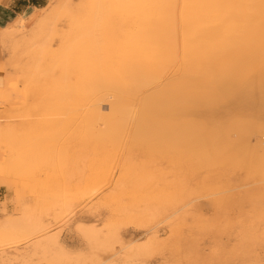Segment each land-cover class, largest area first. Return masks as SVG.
<instances>
[{"label": "rangeland", "instance_id": "rangeland-1", "mask_svg": "<svg viewBox=\"0 0 264 264\" xmlns=\"http://www.w3.org/2000/svg\"><path fill=\"white\" fill-rule=\"evenodd\" d=\"M54 1L50 0L47 7ZM152 1L157 6L162 3L161 0H158V3L155 2L156 0ZM88 2V0H72L70 8L72 7V11L80 12L76 15H84L89 9ZM170 2L173 3L171 7L174 9V18H176V21L173 18V22L176 28L180 26L181 30L184 24L180 17L185 8V2L184 0L174 2L170 0ZM166 3L160 6H167L168 3ZM134 4L133 0H104L107 12L112 13L108 14L107 22L111 21L110 23L117 29L114 38L117 43L123 40L120 42L122 44L118 43L121 45H119L120 48L124 42L130 44L139 36L142 38L140 35L142 28L139 27L141 20L133 13L132 5ZM111 5L119 8L109 10L108 6ZM134 16L136 18H133ZM207 16L210 20L215 17L214 14ZM70 19L72 20L71 14L65 13L58 22L65 26L66 33L69 30ZM31 27L29 25V29ZM188 27H186L189 30H187L188 34H194L196 29L200 28L198 22H192ZM138 33L137 38L134 35ZM51 39H53L52 50L56 52L62 44L60 37L51 34ZM38 52L35 50L33 56L37 57ZM51 52L47 51L42 55L44 57L38 61V64L44 67L42 69L44 71L47 69L50 73L53 71L55 80L60 82L59 78L63 79L65 73L58 58L52 56ZM186 57L187 59H184ZM7 58L8 54L5 52V60L9 62L6 65L5 61L3 68L17 78L14 87L17 88L19 84L25 92L26 101L15 105L11 99H7L5 89L0 88V100L6 102L10 114L9 117L4 118V124L11 121V124H19L16 127L21 129L27 127L39 129L34 130L36 133L32 132L31 137L34 140H30L29 143L39 139L42 143L53 145L54 149L49 147L48 150L57 152L65 149L62 151L68 156L66 159L69 164H66L65 155L62 153L65 164L61 158L60 161L63 164L57 160V163L52 164L53 166L50 165L54 167L53 169H47L41 165L26 171L21 169L12 171L14 169L11 166L9 168L6 161V141L0 139V236L3 235L2 233L9 235L17 229H22L28 219L30 222L27 223H34L35 220L41 219L45 225L51 227V232L57 230L56 232L59 233L61 230L59 243L62 248H65L62 251L66 254V258H60V261L56 262L57 260L51 259V256L44 257L40 252H35L32 245L24 244L31 235L25 234L24 237L22 232L16 240L6 239V242H3L4 245L0 240V264H103L105 262V264H254V262L259 264V261L264 258V133L259 130L260 127H264V72H262L264 57L259 65L260 71L250 73L254 78L251 77L250 81H246L247 84L244 83L237 94L218 98L219 103L217 102L216 105L188 107L189 112L186 107L173 108L169 105L166 107V114L178 118L184 125L195 123L206 127V132H201L199 135L204 136L208 133L212 135L210 142L213 146L222 144L227 140L225 137L229 141L232 139L233 143L231 142L225 150L219 146L218 149L209 151L190 150V147L186 145L183 150L177 151L119 150V148L114 150L115 148L108 140L105 144L103 143V147L97 145L95 141L84 142V101L81 90L76 89L80 85V80L72 72V68L68 66L66 70L69 84L76 92L69 94V97L67 96L69 99H64V102L56 103L51 99L50 105L54 108L49 115L50 111H45L40 105L37 106L33 96H28L29 88L22 86L29 77V56L22 58L21 68L15 66L10 57ZM121 58L125 62L131 60L128 55ZM172 59L155 58L156 70L168 71L169 74L171 73L170 78L173 79L177 75L181 79H188L192 74L200 72L198 57L184 55L181 49L177 58ZM141 93L143 92H139L138 96L141 97ZM104 103L101 105V111L104 112L103 114H108L109 103ZM55 105L59 106L56 111ZM183 108H185L184 112ZM7 109L0 108V118L6 117ZM191 117L192 119H189ZM109 119L115 124L120 118L111 116ZM236 123L241 124L242 128H236ZM20 124H24L23 128ZM196 139L193 140L195 144L200 140ZM236 139L239 141L242 139V142L237 144ZM243 144H248L246 146L253 147L255 150H246ZM28 148L34 150L33 146ZM43 154L46 155V153H40L41 156ZM57 155L59 157L60 153ZM76 157L79 159H75ZM73 158L76 161H73ZM105 160L111 163V168L113 167L111 176L113 181L116 182L121 174L122 177L126 175V178L121 182H114L113 185L105 183L101 188L102 191L100 190L95 197L82 200L83 193L91 181L97 177L99 168ZM121 161L123 166L120 167ZM137 181L142 183L138 185ZM147 200L149 203H146ZM177 201L180 202L175 204L174 202ZM185 201L187 202L184 203ZM64 203L69 204L70 210L75 213H72L73 216L69 217L68 213L64 212V209L66 210ZM185 209L187 210L184 211ZM151 212H155L153 216L154 214L156 216H151ZM4 218L8 219L5 224H3ZM66 220H68L67 223H65ZM58 222L63 225L58 226ZM91 229L94 231L92 232ZM87 230H90L88 233H95L99 237L98 244L101 246L89 240ZM151 237H155L156 240ZM143 245L146 247H142ZM60 246L59 249H61ZM140 247L147 252H139ZM59 249H56L57 252H62ZM56 250H53L55 254ZM51 253L54 255L53 252ZM230 259L234 261L230 262Z\"/></svg>", "mask_w": 264, "mask_h": 264}, {"label": "bare ground", "instance_id": "bare-ground-1", "mask_svg": "<svg viewBox=\"0 0 264 264\" xmlns=\"http://www.w3.org/2000/svg\"><path fill=\"white\" fill-rule=\"evenodd\" d=\"M88 1L89 9L84 15H76V13L80 12L71 10L72 7L70 8V5L72 4V0H55L51 6L35 9L33 13L27 16H20L13 23L0 29V40L4 47L3 50H5L6 54H8V58L10 57L11 62L15 66L21 68L22 58L26 56L30 58L28 70L29 77L23 82L22 86L23 88H29L27 89L28 96H33L37 106L40 105L45 111H50V115L54 108V106L52 107V105H50L51 99L56 103L64 102V99L68 98L69 94L72 95V93L76 92L69 84L70 80L68 81L69 76L66 69L69 66L80 80V85L76 87V89L77 91L81 90L84 101V142L95 141L98 143L97 145L103 147V143L105 144L108 140L115 148L114 150L119 148V150L141 149L166 151L169 149L177 151L183 150L185 145L190 147V150L197 149L209 151L216 150L219 146L222 147V150L228 148L232 139L229 141L228 138L225 137L227 140L223 141L222 144L213 146L212 142H210L212 135H208L209 133L207 135L204 134V136L199 135L201 132H206V127L195 123L184 125L178 118L176 119L173 116L167 115L166 107L169 105L173 108L186 107L187 109L188 107L194 106H214L217 104L218 98H224L235 93L237 94L244 83L253 77L250 73L260 71L259 65L264 57V0H184L185 8L180 17L184 27H182L181 30L180 26L176 28L173 22L175 14L172 8L173 3L171 4L170 0H161L163 4L167 2V6H160L162 3L157 6L152 0H133L135 2L134 6L132 5V9L134 10L133 13H135L134 15H136L142 23H140L139 26L142 28V33L140 34L142 38L140 36L138 38V33L134 35L138 38L136 41L130 44L129 42H124L122 48H120V44H122L120 42L123 40L118 41V43H120L119 46L114 38L117 30L115 25L111 24V21L107 22L106 18L108 14L112 13L107 12L104 0ZM157 1L158 0L155 2ZM171 1L174 2L176 0ZM80 8L79 6V9ZM118 8L119 7L115 5L108 6L109 10H117ZM65 13H70L72 18V20L70 19L71 21L68 25L69 30L67 33L65 26L58 23L59 19ZM208 14H214L215 17H212L213 19L211 18L212 20H210L207 16ZM133 18L136 17L134 16ZM174 19L176 21V18ZM192 22H198L200 28L196 29L197 31L194 32V34H188L189 32H187L188 29H186V27ZM29 25L32 26L31 29H29ZM135 26H137V24ZM235 27L236 29H234ZM51 34L55 35V37L56 35L59 36L62 43L56 52L52 50L51 41L53 39H51ZM128 34L130 35V33ZM127 38L129 39L128 36ZM124 41H126V39ZM180 49L184 55L198 57L201 66L199 73L196 72L192 74L188 79H181L179 75L175 76L173 79L170 78L171 73L169 74L168 71L164 72L161 69L159 71L158 68V71L156 70L155 58H177ZM35 50L39 51L37 57L36 55L33 56ZM47 51H52V56L58 58V62L64 70L65 76L62 73V77L64 76V78H59V80H61L60 82L55 80L52 70V73H50L49 69L44 71L42 70L44 67L38 64V61L44 57L42 55ZM127 55L131 59L129 62H125L121 58V56ZM184 59H187V57ZM5 61L7 65L9 61ZM183 62L184 60L182 63ZM52 69L54 68L52 67ZM139 92H143L141 93V97L138 96ZM228 92L229 94H227ZM98 95L100 96L98 97ZM104 102L109 103L110 110L108 114H103L104 112L101 111V105ZM80 106L83 107L82 105ZM58 107V105H55V111L58 110ZM184 109L185 108H183V112ZM179 111L178 109V112ZM206 113L208 114V112ZM111 116H117L120 119L117 123L113 124L109 119ZM189 119H192V117ZM4 121V119H0V139L6 141V161L7 164H9V168L11 166V168L14 169L12 171H15V169L26 171L41 165L47 169H53L54 167L52 166L57 160L61 162L60 159L64 157L62 156V150L65 149L57 151L60 153L58 157L56 150H48L49 147L54 149V147H52L53 145L50 143H42L39 139L34 143H29L30 140H34L31 137L32 132L34 130L38 131L39 129L31 127L21 129V127H16V125L19 126V124H11V121L4 124ZM23 125L24 124H20L22 128ZM240 126L241 124L237 123L235 125L238 129L242 128ZM259 130L261 133H264V127H260ZM36 131L34 132L36 133ZM233 131L231 132L233 133ZM196 138L200 139L197 144L193 143V140ZM236 140H238L237 144H239L240 141L242 142V139H240V141L239 139ZM246 145H244L246 150H255L252 146V148H250ZM28 146H33L34 150H29ZM25 147H27L28 150ZM41 152L46 153L47 156H44V154L41 156ZM63 154L65 155L64 159H66V157L68 158L66 153ZM75 159H77V157ZM75 159L73 158V161ZM61 160L63 163L65 162L63 158ZM67 163L68 161L66 159V164ZM70 163H73L72 160ZM74 164L76 163L74 162ZM119 165L120 167L123 166L122 161L119 162ZM114 168H116V166ZM112 169L111 163L105 160L104 164L99 168L97 177L91 181L89 187L83 193L82 200L95 197L101 188L104 187L103 185H105V183H108V185L109 183H111V185L114 184V179H111L113 175ZM118 172L120 175V171ZM46 174L48 175V173ZM125 178L126 175L122 177L121 174V176L116 179V182H121ZM141 181H137V184L140 185L142 183ZM143 182H145V180ZM152 200L153 199H151V201ZM167 200L165 199V201ZM178 202L180 201L174 203L176 204ZM186 202L187 201L184 203ZM85 203L86 202H84V204ZM146 203H149V201ZM146 203L144 202V204ZM181 203H183V201ZM64 208H66L67 211ZM64 208V212L68 213L67 216L70 217L75 214L70 210L69 204L66 205L64 203ZM186 210L187 209L184 211ZM153 213L151 216H153ZM154 215L156 216V214ZM6 219L7 218H4L3 224L8 221V219ZM68 220H66L65 223H67ZM28 221L29 219L25 221L24 226L21 224L23 226H21L22 229H17L20 231L18 232L16 230L14 232L15 234L5 235L2 233L3 235L0 236L2 243L6 242V239H18L20 236L19 233L22 234L23 232L24 237L25 234L28 236L31 235V238L24 244L27 246L32 245L35 252H40L44 257L51 256V259L57 260L56 262L60 261V258L65 259L66 254H63L62 251V249L65 248H62V245L60 246L59 243V234L61 230H58L59 233L56 232L57 230L51 232V227L45 225L41 219L35 220L34 223H27ZM62 223L64 222L62 221ZM15 224L13 225L15 226ZM60 224L58 222V226ZM64 226L66 227V224H64ZM88 231L90 230H87V233ZM91 231L93 232L94 230L91 229ZM16 232L18 234H16ZM89 233V240L98 244L99 237H97L95 233ZM154 238L151 237V239ZM145 245L148 246L149 244ZM59 246L61 249H59ZM142 247H144V245ZM142 247H140L141 251L138 250L139 252L146 251ZM56 249L62 252H57ZM53 250H56V254ZM51 252H53L54 255ZM182 252L183 251H181V253ZM232 261L230 259V262Z\"/></svg>", "mask_w": 264, "mask_h": 264}, {"label": "crops", "instance_id": "crops-1", "mask_svg": "<svg viewBox=\"0 0 264 264\" xmlns=\"http://www.w3.org/2000/svg\"><path fill=\"white\" fill-rule=\"evenodd\" d=\"M50 0H0V29L13 23L20 16H27L35 11V9L43 8L48 5ZM3 44L0 40V88L5 89L7 99H11L15 105H20L26 101L25 92L20 88L19 84L16 85L17 78L9 71L3 68L5 63V51ZM8 80V81H7ZM9 95V96H8ZM5 101L0 100V108L7 109ZM6 119L9 117L8 109L6 111Z\"/></svg>", "mask_w": 264, "mask_h": 264}, {"label": "snow or ice", "instance_id": "snow-or-ice-1", "mask_svg": "<svg viewBox=\"0 0 264 264\" xmlns=\"http://www.w3.org/2000/svg\"><path fill=\"white\" fill-rule=\"evenodd\" d=\"M255 264V262H254ZM259 264H264V258H262L260 261H259Z\"/></svg>", "mask_w": 264, "mask_h": 264}]
</instances>
